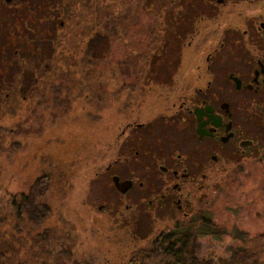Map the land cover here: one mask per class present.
<instances>
[{
    "label": "flooded vegetation",
    "instance_id": "flooded-vegetation-1",
    "mask_svg": "<svg viewBox=\"0 0 264 264\" xmlns=\"http://www.w3.org/2000/svg\"><path fill=\"white\" fill-rule=\"evenodd\" d=\"M62 1L0 0L2 47L12 54L0 64V94L19 97L22 127L40 122L41 95L56 86L68 111L80 109L94 123L112 120L94 171L108 180L111 202L97 204V212L117 230L128 225L133 237L143 223L166 225L154 240L174 228L183 237L186 218L200 215L191 196L202 181L264 146V0H128L127 9L121 0H79L78 9ZM62 17L70 22L68 71L42 72L61 59L52 55L53 39L40 57L41 24L51 22L55 32L65 26ZM11 65L17 72L8 74ZM77 97L96 103H73ZM7 104L6 111L14 108ZM134 245L129 256L87 255L79 264H144L151 248Z\"/></svg>",
    "mask_w": 264,
    "mask_h": 264
},
{
    "label": "rangeland",
    "instance_id": "rangeland-1",
    "mask_svg": "<svg viewBox=\"0 0 264 264\" xmlns=\"http://www.w3.org/2000/svg\"><path fill=\"white\" fill-rule=\"evenodd\" d=\"M73 2V8L78 9L80 1L73 0ZM90 2L92 3V0ZM121 3L122 8H129L128 0H121ZM42 15L46 14L42 12ZM45 18L46 16H43L42 20ZM47 18L52 20L54 16L50 14ZM62 18L65 19V26H58L55 32L50 25L51 22L41 24V58H45L52 50L49 40L58 42L55 48L56 53L67 45L68 27L66 26L70 22H67L65 17ZM81 18L78 14L77 19ZM92 18L90 14L87 16L89 23ZM5 31L6 29H0V64L4 59L12 56L9 48L2 47L7 38ZM104 43V50L108 56L107 52L112 41L106 38ZM94 51L97 50L94 49ZM59 67L57 63L54 72H58ZM7 72L8 74L17 72V67L11 65ZM64 95L66 93H62L63 99L58 100L60 106L54 107L53 102L52 105H47L48 113L41 114L37 125L17 127V122L23 116L19 103L14 107L16 111L9 107L10 113L15 111L13 115L8 112L0 116V126L3 130L0 132L2 187L7 194L16 196L22 191L27 196L26 184L30 182L34 184L39 170L51 163L57 166L56 169H61L66 176L63 197L53 205L56 211L54 215L55 218H68L74 223L79 240L74 254L78 258L93 255L101 259L103 254L129 256L130 251L135 250L134 244L138 250L144 246L150 247L153 253L151 242L154 240L155 232L165 228V224H137L136 237H133L128 225H121V228L117 230L116 225L104 211L99 213L96 210L97 204L105 201L110 205L111 202L108 193L104 192L107 190L108 180L105 176H95L94 171L102 161L101 146L111 142L112 120L108 119L104 124L94 123L80 109L68 111L67 105L70 102ZM90 99H92L91 102L85 103L82 97H77L73 103H96L93 97ZM89 115L96 114L89 113ZM234 157L230 162V168L227 170L225 168L221 172L217 171V175L206 178L202 181L203 188L192 193V208H197L199 214H213L215 221L221 223L220 237H200L194 242V250L199 255H212L217 259L218 256L229 257L235 249L244 246L250 254L246 264H264V146L260 147L255 154ZM220 166L223 164L218 165ZM42 189L40 186V191ZM98 197H101L99 203H97ZM227 207L231 208L227 210ZM236 207L238 209L235 210ZM36 214H39L38 210ZM236 228L246 230L249 239L242 240L237 237ZM162 262L149 260L144 264H163Z\"/></svg>",
    "mask_w": 264,
    "mask_h": 264
},
{
    "label": "trees",
    "instance_id": "trees-1",
    "mask_svg": "<svg viewBox=\"0 0 264 264\" xmlns=\"http://www.w3.org/2000/svg\"><path fill=\"white\" fill-rule=\"evenodd\" d=\"M53 52V57L61 59L58 72L68 71V64L65 62L66 47L58 53L56 50ZM57 63L51 64L50 67L54 69L50 70L42 65V72L55 71ZM55 91L52 95L42 93L43 108L40 109V116L48 113L47 105H52V102L54 107L60 106L58 100L63 99L62 88L56 86ZM18 98L0 94V116L10 113V110L6 111L9 106L7 103H13L15 107ZM14 112L10 114L13 115ZM17 127L22 128L19 121ZM0 132H3L1 126ZM56 168L51 163L46 168H41L35 176L34 184H26L27 196L22 191L16 196L7 194L0 183V264H79L80 258L74 254L79 244L74 223L68 218H55L53 205L62 199L66 182L64 172ZM40 186L43 188L41 191ZM229 208L231 207L226 209ZM36 210L39 214H36ZM214 218L211 213L186 218L183 237L180 238L177 228H174L173 236L153 240V253L149 257L143 256L142 260H160L163 264H246L250 254L244 246L235 249L229 257L218 256L217 259L212 255H199L195 252L196 239L205 236L220 237L221 223ZM236 234L242 240L249 239V234L244 229L236 228Z\"/></svg>",
    "mask_w": 264,
    "mask_h": 264
}]
</instances>
